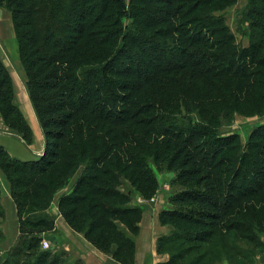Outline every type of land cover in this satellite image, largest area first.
I'll list each match as a JSON object with an SVG mask.
<instances>
[{"label": "trees", "instance_id": "trees-1", "mask_svg": "<svg viewBox=\"0 0 264 264\" xmlns=\"http://www.w3.org/2000/svg\"><path fill=\"white\" fill-rule=\"evenodd\" d=\"M229 1L0 0L46 137L32 161L0 144L20 228L0 264H59L40 242L56 229L47 210L67 186L58 201L65 223L135 264L144 210L132 194L155 195L151 162L176 172L180 187L160 214L173 230L159 237L170 257L157 264H211L264 221V124L246 146L240 134L221 132L234 111L264 113V0H250L244 14L247 47L216 15ZM0 118L32 143L1 60Z\"/></svg>", "mask_w": 264, "mask_h": 264}, {"label": "rangeland", "instance_id": "rangeland-1", "mask_svg": "<svg viewBox=\"0 0 264 264\" xmlns=\"http://www.w3.org/2000/svg\"><path fill=\"white\" fill-rule=\"evenodd\" d=\"M127 1L128 3L130 2V0ZM249 3L250 0H230L224 7H221L220 9H217L215 11L216 15L223 17L226 20L227 25L231 27L232 32L235 33L236 35V42L245 47L249 46L251 42L250 21L247 18H244V14L247 13L246 9ZM12 33L13 36L10 32H5L4 38H6L7 41H5L4 43L1 40V47L5 48L6 52L3 51V49L1 50L3 54H5L8 57V61L5 60L7 63V64L5 63V65L7 66L10 72V76L12 78L13 90L15 93V101L20 107V103L26 102L28 101V99L30 100V104H32V102H31V98H29L30 93L28 92L27 89V84H26L27 78L25 76L24 67L19 57L14 54V52L19 54L18 38L14 28ZM223 123L224 124L222 126L221 132L225 134H229V133L240 134L243 141V145L246 146L248 144L251 134L254 132L253 130L258 129L260 125L264 124V113L245 114V113H240L239 111H234L232 115H230L228 118L223 119ZM5 130L9 131V128L7 124L4 123V121L0 118V132H4ZM32 138L34 141L33 129H32ZM150 164L157 176V179L159 180V184L155 192V195H153L152 197H146L138 193L136 190H134L132 194L133 195L132 204L142 207V209L144 210L142 219L144 218L145 214L147 215L150 214L145 222L141 219V222L139 224L140 232L138 235L133 236V238L136 240V251L134 254L135 264L138 263V260L139 262L140 261L143 262L148 259H153L154 255L149 253L152 248L151 245L152 243H154V241H156L154 252L160 256L168 255L170 257V254H168L169 247L165 246L163 249H159L158 246H159V237L162 235H168L172 233L173 227L161 224L160 214L163 210L171 207L170 198L172 195H174L175 192L180 190V187L174 184L176 172L168 171L167 169L159 170L156 164H153L152 162ZM124 186L125 187L122 189L127 191V189L129 188V184L127 183ZM70 189L71 186H67L65 187V189L59 191L55 195V199L51 203L50 208L47 210V213L50 216L52 215L55 217L56 222L58 218L62 217L60 215V212H58V201L60 198L59 196L65 194V192L69 191ZM5 219L6 217L3 220L2 219L0 220L1 229ZM143 225L144 226L146 225L150 232L149 234H146L145 237H143L142 235ZM3 232L5 234L4 229ZM77 233L73 235L75 241L72 236L69 237L70 242L78 243L76 239L79 238L78 235L81 233L78 234ZM58 234H60V231L57 227L55 230L42 233L41 234L42 240L40 242L42 248L46 250L48 249L49 251L52 252L54 256L58 257L59 264H86V261L84 260L83 257H79L78 254L77 255L75 254V250H72L71 248L67 249L62 242H59L56 239V236ZM4 240H6V235ZM4 240L0 242V252L2 259L5 258L8 252L10 251V249L17 244L19 238H17L16 242L6 250L2 249L3 243H5ZM44 241L49 242L50 245L48 248L45 247ZM108 256L113 257L116 260V258L113 255L112 256L108 255ZM161 261H165V260H161ZM211 264H264V221H258L256 224L252 226V229L244 233L242 237L240 236V238L238 239L235 238L232 239L230 244H228L227 251L223 252L222 254H217V256L214 258Z\"/></svg>", "mask_w": 264, "mask_h": 264}, {"label": "crops", "instance_id": "crops-1", "mask_svg": "<svg viewBox=\"0 0 264 264\" xmlns=\"http://www.w3.org/2000/svg\"><path fill=\"white\" fill-rule=\"evenodd\" d=\"M128 2V1H127ZM0 59L6 63L5 60L8 61V57L3 54L2 50L6 52L5 48L1 47V40L5 43L7 41L5 36V32H10L13 36V18H11V13L7 9L0 7ZM17 48V46H16ZM14 52V51H13ZM19 53V48H18ZM20 59V54L14 52ZM7 64V63H6ZM30 98V97H29ZM28 99V98H27ZM20 107L25 114L28 123H30L33 131H34V141L33 143H27V141L20 136V134L16 133L9 127V131L5 130L4 132H0V144L5 147L8 152L16 158H20L22 160L32 161L34 159L40 158L44 155L45 147H46V137L44 136V131L42 130L41 122H39L38 116L35 112V108H33L32 104H30V100L20 103ZM0 188H1V199L2 204L5 208L6 219L2 224V229L5 231L6 240L3 243L2 249H7L11 247L19 238L20 228H19V216L16 211V204L14 198L11 195L10 183H8L7 177L0 169ZM150 215V214H149ZM149 215L145 214L142 219L144 222L148 219ZM155 218V217H153ZM56 227L59 229L60 234L56 236V239L59 242H62L63 245L67 249L75 250V254L79 257H83L86 261V264H121L119 261L115 260L113 257L108 256L103 253L101 250L96 248L90 241L86 240L83 234H79V238L76 242H70L69 237L77 232H75L71 227L68 226L67 223L63 220L62 217L57 219ZM149 230L147 226L143 225V237L146 234H149ZM78 234V233H77ZM74 239V237H73ZM75 241V239H74ZM69 242V243H68ZM152 248L149 254H153V259H148L143 262H139L137 264H156L158 261L167 260L169 258L168 255L160 256L157 255L154 251L156 246V241L152 243Z\"/></svg>", "mask_w": 264, "mask_h": 264}, {"label": "built area", "instance_id": "built-area-1", "mask_svg": "<svg viewBox=\"0 0 264 264\" xmlns=\"http://www.w3.org/2000/svg\"><path fill=\"white\" fill-rule=\"evenodd\" d=\"M44 242H45V247L48 248L50 245L49 242H47V241H44Z\"/></svg>", "mask_w": 264, "mask_h": 264}, {"label": "bare ground", "instance_id": "bare-ground-1", "mask_svg": "<svg viewBox=\"0 0 264 264\" xmlns=\"http://www.w3.org/2000/svg\"><path fill=\"white\" fill-rule=\"evenodd\" d=\"M1 26V25H0Z\"/></svg>", "mask_w": 264, "mask_h": 264}]
</instances>
